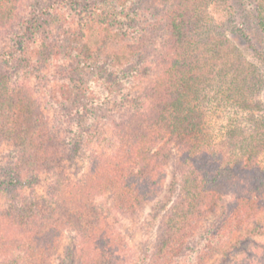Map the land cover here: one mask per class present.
Returning <instances> with one entry per match:
<instances>
[{"label":"trees","instance_id":"trees-1","mask_svg":"<svg viewBox=\"0 0 264 264\" xmlns=\"http://www.w3.org/2000/svg\"><path fill=\"white\" fill-rule=\"evenodd\" d=\"M21 1L0 0V27L14 18ZM144 1L154 18L139 25L128 60L118 68L111 57V70L100 66L112 80L128 74L141 91L131 111L111 121L110 150L94 149L82 173L68 171L82 144L69 147L40 103L0 69V144L15 161L10 183L35 173L52 178L44 199L15 194L16 201L0 209L5 264H53L67 231L75 235L65 247L70 263L124 264V241L98 198L107 195L118 211L137 213L163 191L169 164L165 201H159L170 204L150 264L174 259L206 219L209 241L217 247L228 237L222 223L241 231L229 249L264 233V113L257 112L262 102L256 99L264 73L245 57L241 39L263 66L264 50L240 24L235 0ZM250 2L264 38V0ZM212 5L223 19L213 16ZM224 104L234 107V117L216 132L211 116ZM247 262L264 264V256Z\"/></svg>","mask_w":264,"mask_h":264},{"label":"rangeland","instance_id":"rangeland-1","mask_svg":"<svg viewBox=\"0 0 264 264\" xmlns=\"http://www.w3.org/2000/svg\"><path fill=\"white\" fill-rule=\"evenodd\" d=\"M144 4V0H22L14 18L0 27V69L9 72L12 82L40 103L53 132L69 147L82 144L76 163L68 170L70 174L86 169L94 149H109V144L115 142L111 121L131 111L141 91V85L133 83L128 74L120 73L117 81L112 80L100 66L104 64L111 70L107 65L112 62L111 57L116 58L117 67L128 60V47L135 42L139 25L154 18L144 11ZM235 5L248 37L264 50V38L257 32L252 3L235 0ZM211 11L215 18L223 19L216 5L211 6ZM241 40L245 57L261 66L264 73L262 63ZM256 99L262 102L257 112L264 113V88ZM234 112V107L228 104L214 109L213 130L217 132L234 117ZM261 158L264 159V153ZM14 165L12 150L1 143L0 209H8L17 199L15 194L44 199L52 180L47 173H35L20 176L11 184ZM166 172L163 191L137 213L118 211L107 195L98 198L107 222L124 241L127 259L124 264H150L159 221L170 204L168 201L164 207L161 204L172 174L170 164ZM207 223V219L200 223L185 247L167 264H243L264 256V233L239 244L237 249H229L240 239L241 231L228 226L230 223H222L221 233L226 232L228 237L217 247L209 241ZM74 239L73 232H65L53 264H76L65 256L66 245H71ZM224 250L227 251L222 255ZM0 264H5L1 258Z\"/></svg>","mask_w":264,"mask_h":264}]
</instances>
